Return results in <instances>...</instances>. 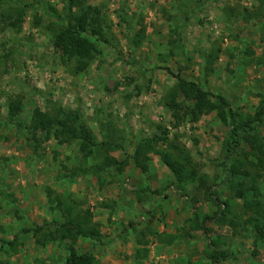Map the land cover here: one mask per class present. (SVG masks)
<instances>
[{
	"label": "rangeland",
	"instance_id": "1",
	"mask_svg": "<svg viewBox=\"0 0 264 264\" xmlns=\"http://www.w3.org/2000/svg\"><path fill=\"white\" fill-rule=\"evenodd\" d=\"M17 1L38 6L42 23L35 26L29 10L20 30L0 24V264H62L67 250L57 243L41 246L33 234L36 226L53 228L54 218L63 219L57 197L75 199L81 209L94 211L102 241L82 240L80 251L91 250L99 264H264V242L246 221L253 213L244 210L241 199L233 204L241 216L238 225L211 219L205 229L191 230L193 215L203 219L219 207L197 182L182 195L159 155L152 154L148 172L130 160L122 171H107L101 184L93 171L99 159L85 160L78 141L36 142L28 129L35 107L52 112L61 104L79 109L100 140L108 131L102 133L99 126L110 118L131 154L142 137L166 127L170 140L189 150L200 173L210 176L212 191L226 199L231 196L223 163L228 128L215 112L195 123L180 122L164 98L177 81L174 73L227 95L235 109L254 113L264 99V0H90L112 23V31L109 42L101 44L103 52L79 75L62 62L53 44L48 28L52 8L46 13L40 0ZM41 2L64 14L65 0ZM7 7L0 3V13ZM179 24V34L173 35ZM142 27L145 41L134 48L129 39ZM213 52L218 55L207 72ZM16 99L22 100L23 110L9 122L8 104ZM259 135L264 141V120ZM250 151L243 142L235 154ZM257 172L264 194V170ZM141 189H149L143 201L138 200ZM172 233L179 237L169 244ZM14 238L15 251L8 244ZM212 240L228 251L227 259L213 263L208 255ZM145 246L149 255L138 257V248Z\"/></svg>",
	"mask_w": 264,
	"mask_h": 264
},
{
	"label": "trees",
	"instance_id": "2",
	"mask_svg": "<svg viewBox=\"0 0 264 264\" xmlns=\"http://www.w3.org/2000/svg\"><path fill=\"white\" fill-rule=\"evenodd\" d=\"M41 1L38 2V5L46 13L49 12L50 7L54 11L49 12L54 20L49 22L48 28L53 32L52 41L55 48L61 53L62 62L66 66L70 64L73 66L71 70L73 74H82L103 52L101 44L109 42L112 23L107 20L98 6L90 3V0H65L63 15L58 13L57 8L53 5L48 7V3L44 4ZM0 3L8 4V7L0 13L1 25L20 30L29 10L33 11L34 25L37 27L41 25L42 15L39 13V7L35 4H22L17 0H0ZM261 16L264 25V9ZM121 18L122 21H126L124 16ZM180 28V24L176 25L172 34L178 35ZM145 29L142 27L129 39V43L134 48L144 43ZM178 38L180 39V36ZM217 55L218 52L209 55L206 63L207 72H212ZM173 75L177 81L168 90L164 104L178 121L189 120L195 123L203 115L215 112L217 118L228 128L225 140L226 160L223 163L228 165V187L231 196L226 199L212 191L213 184L208 182L210 176L200 173L189 150L170 140L169 130L166 127L162 128L160 134L153 133L142 137L134 147L133 153L129 154L126 148V138L117 135L110 118L106 117L99 126L102 133L108 131V137L100 140L87 124L79 109H71L57 104L54 105L52 112L43 110L41 107L33 109L28 125L32 139L36 142H40V139L44 141L54 139L58 144L78 141L79 151L85 160L91 157L99 159L93 166V171L101 184L105 182L107 171L109 172L111 169L122 171L130 160L141 172L146 173L151 167L152 154L159 155L164 165L173 173L176 188L182 195H188L189 184L197 182L204 188L206 196L216 202L219 207L218 211L213 214L205 213L203 219L198 215H193L190 218L191 230L205 229V221L211 219H215L221 224L238 225L241 216L235 212L233 204L236 199H241L244 210L253 213L246 221L253 224L260 239L264 242V194L259 192L260 181L258 179L261 177V173L257 172L258 169L262 170L263 168L264 170V141L259 135V127L264 120V99H261V104L254 113L237 110L232 106L227 95L212 93L200 82L186 79L180 74L173 73ZM22 110L21 99L11 100L8 104L9 122H13ZM243 142L251 146V151L244 152V156H237L235 152ZM160 144L167 145L169 148H162ZM115 151H121L125 156L118 158L112 154ZM249 155H254L255 159L251 160ZM148 190L138 191L139 201L144 200ZM57 201L63 219L54 218L52 220L53 228L43 224L33 228L36 242L44 247L54 243L63 246L67 253L61 260L62 264H99L91 250L80 251L82 240L102 241V224L95 220L94 211L90 207L81 209L77 201L72 198L64 200V198L57 197ZM100 204L103 207H111L107 202ZM49 224L51 223L49 222ZM186 233L189 234L188 231ZM177 237H179L177 233L169 234L168 239L170 240L168 241L170 242H166L170 244ZM218 241L212 240L211 243L214 246L208 252L213 263H219L229 257L227 250L215 247L218 245ZM144 243L148 244L147 241ZM8 244L15 251L18 241L14 238ZM137 251L138 257L146 258L150 249L145 246L138 248ZM188 264L194 263L190 261Z\"/></svg>",
	"mask_w": 264,
	"mask_h": 264
}]
</instances>
